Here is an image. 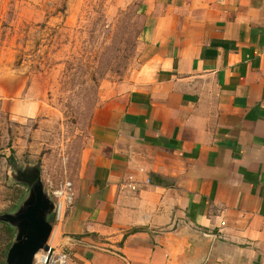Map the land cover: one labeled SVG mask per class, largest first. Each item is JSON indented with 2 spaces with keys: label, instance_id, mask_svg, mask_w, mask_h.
I'll return each instance as SVG.
<instances>
[{
  "label": "crops",
  "instance_id": "obj_1",
  "mask_svg": "<svg viewBox=\"0 0 264 264\" xmlns=\"http://www.w3.org/2000/svg\"><path fill=\"white\" fill-rule=\"evenodd\" d=\"M140 1L139 68L92 113L53 244L68 264H264V0Z\"/></svg>",
  "mask_w": 264,
  "mask_h": 264
},
{
  "label": "rangeland",
  "instance_id": "obj_2",
  "mask_svg": "<svg viewBox=\"0 0 264 264\" xmlns=\"http://www.w3.org/2000/svg\"><path fill=\"white\" fill-rule=\"evenodd\" d=\"M139 6L0 0V216L27 200L31 187L22 173L29 169L39 170L55 202L54 193L74 183L101 95L139 68ZM50 222L58 224L56 212ZM17 233L0 221V264H7ZM49 246L56 249L52 238Z\"/></svg>",
  "mask_w": 264,
  "mask_h": 264
},
{
  "label": "water",
  "instance_id": "obj_3",
  "mask_svg": "<svg viewBox=\"0 0 264 264\" xmlns=\"http://www.w3.org/2000/svg\"><path fill=\"white\" fill-rule=\"evenodd\" d=\"M25 182L31 187L30 194L22 207L15 214L0 216V221L16 228V241L9 250L7 264H34L35 257L42 251L50 252L49 246L54 226L51 215L56 212V202L45 192L40 172L29 169L22 173Z\"/></svg>",
  "mask_w": 264,
  "mask_h": 264
},
{
  "label": "built area",
  "instance_id": "obj_4",
  "mask_svg": "<svg viewBox=\"0 0 264 264\" xmlns=\"http://www.w3.org/2000/svg\"><path fill=\"white\" fill-rule=\"evenodd\" d=\"M135 189V188H134ZM55 197L58 199L56 201V220L58 223H61L65 218L67 211L74 203L75 193L72 183H67L63 191H58L54 193ZM51 249H54L50 246ZM53 257L50 258V252L44 253L42 255L38 254L35 257V264H68L70 260L69 254L66 252H58L57 249H54Z\"/></svg>",
  "mask_w": 264,
  "mask_h": 264
},
{
  "label": "trees",
  "instance_id": "obj_5",
  "mask_svg": "<svg viewBox=\"0 0 264 264\" xmlns=\"http://www.w3.org/2000/svg\"><path fill=\"white\" fill-rule=\"evenodd\" d=\"M55 225V224H54Z\"/></svg>",
  "mask_w": 264,
  "mask_h": 264
}]
</instances>
